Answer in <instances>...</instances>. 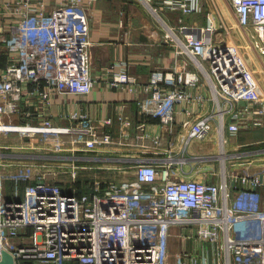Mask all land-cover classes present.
<instances>
[{
    "label": "built area",
    "instance_id": "obj_1",
    "mask_svg": "<svg viewBox=\"0 0 264 264\" xmlns=\"http://www.w3.org/2000/svg\"><path fill=\"white\" fill-rule=\"evenodd\" d=\"M139 1L163 25L174 63L145 80L120 63L110 84L137 94L143 117L160 121L162 133L151 137L139 121L136 139H149L155 153L167 135L180 145L164 158H138L134 178L78 185L87 166L77 164L76 150L131 141L134 124L122 112L104 119L118 122L115 134L85 111L61 115L69 125L50 117L55 98L94 87L96 0H0V54L8 59L0 65V133L41 132L57 149L72 148L61 155L72 160L71 179L43 174L21 189L28 176L0 162V261L6 249L16 264H264V165L254 164L264 146L229 147L230 137L264 126V0ZM214 133L219 170L213 154L191 152Z\"/></svg>",
    "mask_w": 264,
    "mask_h": 264
},
{
    "label": "crops",
    "instance_id": "obj_2",
    "mask_svg": "<svg viewBox=\"0 0 264 264\" xmlns=\"http://www.w3.org/2000/svg\"><path fill=\"white\" fill-rule=\"evenodd\" d=\"M151 1L154 5L162 4V0ZM123 10H125L124 14L121 13ZM162 10L160 11L163 17H166L165 11ZM190 19L197 25L206 22L203 15L198 17L192 15ZM90 24L94 87L86 95L62 94L55 98L49 108L50 117H53L56 123L69 125V120L62 118L61 115L67 116L74 111H85L89 113L95 125L115 134H120L118 122L106 125L104 119L116 117L122 112L134 124L130 127L131 141L100 146L94 150H76V153L82 157L76 161L77 164L81 167L87 166L81 168L79 172L78 185L96 180L122 181L128 177L134 178V165L138 158H164L169 151L176 154L180 145V141L175 144L170 141L172 137L167 135L164 144L158 148L161 151L155 153L157 148L152 146L149 139L144 140L143 143L136 139V124L139 121H146L145 131L149 134L148 137L162 133L160 121L158 118L143 117L139 111L137 94L110 84L112 74L120 69V63L128 65L130 72L140 80H145L156 66H169L174 63L173 49L163 41L165 32L163 25L139 0H96L90 12ZM7 61V57L0 54V65L6 66ZM184 119L185 115L180 113L175 128L178 132L181 131V121ZM229 140L230 148H238L248 141L264 143V126L244 130L230 137ZM217 146V134L214 133L213 137L206 141L193 142L191 152L212 153L218 148ZM65 148V151L72 149ZM221 157L225 158L224 155ZM257 160L263 163L264 157ZM60 163L62 168L60 167L59 177L66 180L70 164L62 161ZM199 165L201 166V162ZM204 166L205 164L202 167ZM63 167L67 172L62 173ZM185 246L192 250L194 243L189 240Z\"/></svg>",
    "mask_w": 264,
    "mask_h": 264
},
{
    "label": "rangeland",
    "instance_id": "obj_3",
    "mask_svg": "<svg viewBox=\"0 0 264 264\" xmlns=\"http://www.w3.org/2000/svg\"><path fill=\"white\" fill-rule=\"evenodd\" d=\"M244 43L247 44L244 40L240 41L242 46ZM244 51L249 61H255L253 60L255 58V53L253 51H250L249 48H244ZM253 64L255 67L254 62ZM14 121H17V119H14ZM44 137L45 136H43L41 132L32 133L18 131L14 133H0V162H4L7 166V169H18V171H21L24 173V175L28 176L26 179L19 181L20 189L27 184L26 181L29 182L31 180H35V177H42L43 174L51 177L55 174H58L62 168V164L60 163L61 160L67 164L72 161L71 159L61 157V155H72L70 151L57 149L52 144L55 143L56 145L57 141H55L52 137H49L48 139ZM247 143L251 144L254 142L248 141ZM260 145L264 146V143L262 142ZM251 146L256 147L257 144L249 145L248 147ZM219 151L220 149L217 148L211 153L213 154L214 159L210 160V166H214L216 170L221 168V161L217 156ZM254 164H256V167L262 166L264 165V161L263 163H260V161L257 160L254 162ZM62 170H65V168ZM68 176L69 179L72 178L70 172H68ZM14 185L15 184L12 181L7 183V190L9 194L14 192ZM180 246L181 245H179L178 248Z\"/></svg>",
    "mask_w": 264,
    "mask_h": 264
},
{
    "label": "water",
    "instance_id": "obj_4",
    "mask_svg": "<svg viewBox=\"0 0 264 264\" xmlns=\"http://www.w3.org/2000/svg\"><path fill=\"white\" fill-rule=\"evenodd\" d=\"M0 264H16L14 255L9 250H3V255Z\"/></svg>",
    "mask_w": 264,
    "mask_h": 264
},
{
    "label": "bare ground",
    "instance_id": "obj_5",
    "mask_svg": "<svg viewBox=\"0 0 264 264\" xmlns=\"http://www.w3.org/2000/svg\"><path fill=\"white\" fill-rule=\"evenodd\" d=\"M221 155H224L225 156V154H221ZM225 159V158H224Z\"/></svg>",
    "mask_w": 264,
    "mask_h": 264
}]
</instances>
